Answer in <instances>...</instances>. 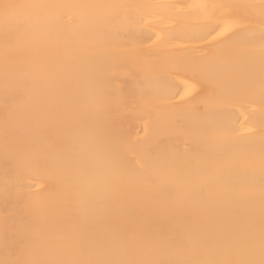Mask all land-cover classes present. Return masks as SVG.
Returning a JSON list of instances; mask_svg holds the SVG:
<instances>
[{
	"label": "bare ground",
	"instance_id": "bare-ground-1",
	"mask_svg": "<svg viewBox=\"0 0 264 264\" xmlns=\"http://www.w3.org/2000/svg\"><path fill=\"white\" fill-rule=\"evenodd\" d=\"M6 2L59 7L7 49L0 27V261L45 258L40 234L93 259H259L261 0Z\"/></svg>",
	"mask_w": 264,
	"mask_h": 264
},
{
	"label": "snow or ice",
	"instance_id": "snow-or-ice-1",
	"mask_svg": "<svg viewBox=\"0 0 264 264\" xmlns=\"http://www.w3.org/2000/svg\"><path fill=\"white\" fill-rule=\"evenodd\" d=\"M59 7L53 5L33 4V3H15L6 2L0 4V27L3 29L6 49L14 46L16 40L24 35L40 18L42 10ZM118 7V6H113ZM261 14L264 18V0H261ZM264 47V46H262ZM39 71V69H38ZM262 173H264V159L261 160ZM124 191L123 186L117 181L116 187L110 193L113 198H119ZM205 189L199 187L198 194L203 196ZM195 194L191 191L183 193L185 197ZM262 197H264V188H262ZM181 193L171 191L168 193L170 205H175ZM102 207H108V202H103ZM33 246L45 257L33 260H17L13 264H152V262L139 259H119V258H88V241L80 239L77 241L71 235L62 237H48L43 234L38 235L33 242ZM198 249L193 248V254ZM134 254V250H131ZM0 264L5 262L0 261ZM177 264H264V227L261 229L260 236V255L259 259L246 260H228L212 261L191 259L177 262Z\"/></svg>",
	"mask_w": 264,
	"mask_h": 264
}]
</instances>
